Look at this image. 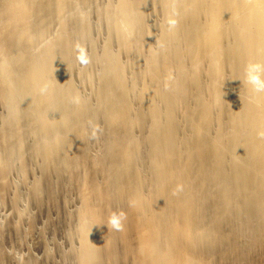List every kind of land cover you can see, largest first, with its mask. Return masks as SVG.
<instances>
[{"label": "bare ground", "instance_id": "1", "mask_svg": "<svg viewBox=\"0 0 264 264\" xmlns=\"http://www.w3.org/2000/svg\"><path fill=\"white\" fill-rule=\"evenodd\" d=\"M15 1L0 0V26L11 28L17 23L21 27L24 18L32 16L30 9L24 13ZM160 1L168 2L159 0L151 4L147 16L153 24L161 22L164 45L182 42L176 57L186 69L179 77L161 86L163 71L154 73V68L170 58V52H164V47L158 45L146 52L140 49L133 55L127 41L123 44L125 36L115 34L118 24L130 26L139 19L140 4L122 0L118 19H111L97 36L102 43L96 54L86 43L78 45L76 60L71 64V85L60 97L61 111L53 109L39 118L40 102L47 104L50 87L43 84L30 92L32 78L28 64L32 63V57L27 56L29 61L22 62L20 53L28 31L0 30V201L7 199L13 206L10 229L0 231V250L14 240L15 234H20L25 224L18 198L21 182L24 181L27 196L38 193L42 197L30 202L33 215L40 214L44 202L57 195L66 193L69 199L77 162L91 154L100 131L109 123L108 118L123 113L132 116L136 124L131 159L120 181V186L126 187L121 194L112 187L108 189L110 209L127 218L122 229L131 233L139 227V232L147 233L145 226L151 221L149 208L157 201L156 182L167 180L170 165L175 169L177 162H181L182 166L170 179L175 186L166 190L168 205L162 207L168 208V214L160 221L161 236L170 242L167 246L172 248L177 243L178 252H182L189 245L186 257L206 259L207 264H233L240 256L247 263L249 255L234 257L233 253L237 241L245 234L264 236V111H255L253 104L237 98L233 89L236 76L238 89L242 86L246 94L264 96V91L257 93L247 83V75L239 76L237 63V58L242 59L237 49L245 35L248 47H255L257 52L244 64L246 72L250 63L264 65V0H178L179 19L169 21L160 20L161 10L166 6ZM131 16L135 19L129 22ZM233 31L241 32L236 40ZM110 40H116L118 46L113 55L104 52ZM110 57L117 61L108 64L95 61ZM197 57L199 64L195 67L191 63ZM97 66L107 70L106 73L88 79L89 71L98 69ZM112 90L117 93L112 95ZM37 93L42 97L35 98ZM13 103L9 109L8 105ZM119 105L124 111L117 109ZM63 110V127L68 130L60 126ZM219 126L226 135L218 136L220 146L210 155L218 166L213 179L215 187L209 184V188L220 192L214 202L196 204L188 194V185L195 178L192 146L198 142V132L201 141L207 144ZM63 134L71 136V140L64 141ZM183 156L189 159L184 162ZM152 194L155 196L150 199ZM198 205L199 214L194 215ZM135 211L140 214L133 215ZM0 215H5L2 208ZM99 217L105 220L104 228L112 234L119 233L110 218ZM92 219L99 221L97 217ZM73 231L67 233L65 243L75 249L88 247L89 261L96 260L97 264L101 256L100 251L98 257V233ZM249 251L244 252L251 254Z\"/></svg>", "mask_w": 264, "mask_h": 264}, {"label": "rangeland", "instance_id": "2", "mask_svg": "<svg viewBox=\"0 0 264 264\" xmlns=\"http://www.w3.org/2000/svg\"><path fill=\"white\" fill-rule=\"evenodd\" d=\"M133 1L140 4L139 19H136L130 26L121 27L118 24V32L115 34L125 36L123 44L127 41L126 46L133 55L138 54L140 49L146 52L158 45L164 47V52H170L171 57L167 58L159 67L154 68V73L157 70L163 71L160 83L161 86L166 85L171 80L179 77L186 69L180 63V59L176 57L182 42L179 45L176 43L164 45L162 43L163 27L161 22L153 24L149 20L147 13H150V5L157 3L159 0ZM15 2L23 7L24 13H27L29 9L32 11V16L27 15L24 18L25 23L21 22L19 24L21 27H18L17 23L14 26L11 25L12 31L19 28L21 29L18 30L19 32L27 30V39H30L29 32L33 34L31 41L25 39L23 41L24 45L20 48V53L23 56L22 62L29 61L27 56L32 57V60H30L32 63L28 64L32 78L30 92L33 93L34 89H38L43 84L50 87L45 101L47 104L40 102L37 118L48 114L53 109L60 112V97L68 91L71 85V64L76 60L78 45L86 43V47L91 50L92 54H96L94 52L98 51V47L102 43L97 36L109 25L111 19H118L116 15L119 13L122 0H16ZM161 4L166 6L161 10L163 17L161 16L160 20L179 19L180 7H178V0H168L167 3ZM25 8L27 9L25 10ZM133 19L135 18L131 16L129 22H132ZM11 28L0 26V30ZM91 33H93L92 36ZM240 33L239 31H233L234 40L240 36ZM105 45L108 46L104 50L105 53L110 52L113 55L118 52L116 40H110ZM237 52L242 56L241 60L236 56L239 67L238 74L241 77L246 76L247 72L244 64L250 56L257 54L256 48H249L248 37L243 35ZM197 59L199 58L193 60L191 65L198 66L199 60ZM95 61L96 63L108 64V62L114 63L117 60L110 57V59H97ZM96 68L98 69L89 71L88 79L93 80L97 75L107 71L103 67L97 66ZM20 71L22 72V70ZM238 83L239 80L235 76L234 85L236 88L233 89L234 95L245 102L253 104L255 111H264V96L261 94H246L243 92L242 86L241 89H238L240 86ZM218 84L222 87L221 83ZM110 93L115 95L117 91L112 90ZM41 97L42 95L40 96L39 93L35 94V98ZM134 99L136 101V98ZM110 102L111 105L115 104V102ZM137 104L138 102L135 103V106ZM13 105L14 103L9 104V109ZM134 108V105H132L131 109ZM117 109L124 111L121 105ZM108 122L107 127L100 131L98 140L95 141L96 146H93L91 154L77 162L71 184L72 188H70L71 192L69 193V199H73L72 201H69L68 196L65 195L66 193L57 195L50 202H44L40 214L35 213L33 215L30 211V202L34 198L40 200L42 197L38 193L27 196L24 181L21 182L18 198L21 200L19 208L25 224L20 230V234L14 235L15 238L9 242L10 244H3L4 248L0 250V264H60V262H66V264H96V260L89 261L88 247H77L78 249H75L70 244L65 243L67 233L71 232L72 234L74 233L73 230L81 233L94 230L95 233H98V257L100 251L101 256L97 264H153L154 262L157 264H207L206 259L186 257V253L190 251L187 250L190 248L189 245L182 252H178L180 246L177 243L170 248V246H167L170 245V242H165L161 236L160 221L168 214V208L162 209V207L168 205L165 195L166 190L170 186H175V184L170 183V179H173L172 173L182 166L181 162H177L175 169L170 165V172H166L168 174L167 180L156 182L157 201L149 208L151 209L149 215L151 221L148 220L145 226L147 233L139 232L140 228L137 227L131 233L121 228L119 233L112 234L103 227L105 220L99 216L110 218L115 213L110 209L108 189L112 187L121 194L126 187L120 186V181L126 173V164L131 159L130 148L133 143V133L136 129L132 116L129 117L128 114L119 113L109 117ZM125 122H127L126 128L123 126ZM64 123L63 110L60 126L68 130L67 126L63 127ZM199 125H203V120ZM33 126H37V124ZM224 127L227 129L226 125ZM118 129L120 131L114 133ZM215 132H217L215 135L212 134L208 138L207 144L201 141V133L198 132V142H194L192 146L195 154L192 158L195 167V178L188 185V194L190 193L191 202L193 200V203L196 202V204L201 201L214 202L215 195L220 192V190L213 188L210 190L209 188V184L215 187L213 179L218 166L210 155L220 146L221 141L217 140L218 136L225 137L226 131L222 126H219L215 129ZM20 136L21 131L17 135L18 139ZM62 138L64 141H69L72 137L63 134ZM77 140L75 138V141ZM182 158L184 162L189 159L186 156ZM169 162L172 163L171 160ZM96 169H98V172H96ZM184 186V188L187 187L186 180ZM154 196L155 194H152L150 199H153ZM199 205L194 210V215L199 214ZM1 208L6 215L0 217V231H4L10 229L13 206L11 202L4 199L0 201ZM139 214V211H135L133 215ZM95 217L99 221L94 222L92 218ZM131 218L134 222L135 218ZM126 220V216L123 215L121 224L123 225ZM91 227L92 229H90ZM249 249L251 254L244 252ZM235 250L234 257L238 254H245L249 255V258L246 257L247 263L264 264V236L255 238L245 234L237 241ZM230 260L233 261V259ZM247 263H245L243 256H240L233 264Z\"/></svg>", "mask_w": 264, "mask_h": 264}, {"label": "clouds", "instance_id": "3", "mask_svg": "<svg viewBox=\"0 0 264 264\" xmlns=\"http://www.w3.org/2000/svg\"><path fill=\"white\" fill-rule=\"evenodd\" d=\"M247 83L253 86L255 92L264 91V65L259 63H250L247 68ZM123 213L119 215L113 213L110 217V223L113 228L120 230L122 228L121 220Z\"/></svg>", "mask_w": 264, "mask_h": 264}]
</instances>
